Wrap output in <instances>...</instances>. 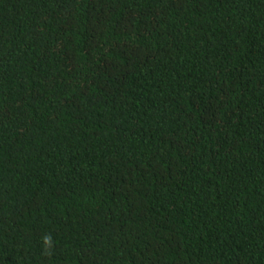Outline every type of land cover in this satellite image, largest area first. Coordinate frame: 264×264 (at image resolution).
Here are the masks:
<instances>
[{
  "label": "trees",
  "instance_id": "trees-1",
  "mask_svg": "<svg viewBox=\"0 0 264 264\" xmlns=\"http://www.w3.org/2000/svg\"><path fill=\"white\" fill-rule=\"evenodd\" d=\"M0 264H264V0H0Z\"/></svg>",
  "mask_w": 264,
  "mask_h": 264
},
{
  "label": "clouds",
  "instance_id": "clouds-1",
  "mask_svg": "<svg viewBox=\"0 0 264 264\" xmlns=\"http://www.w3.org/2000/svg\"><path fill=\"white\" fill-rule=\"evenodd\" d=\"M42 245L45 254H50V250L53 247V240L51 234H46L42 237Z\"/></svg>",
  "mask_w": 264,
  "mask_h": 264
}]
</instances>
